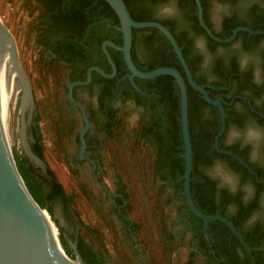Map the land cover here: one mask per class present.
Masks as SVG:
<instances>
[{
    "label": "flooded vegetation",
    "instance_id": "af4514ba",
    "mask_svg": "<svg viewBox=\"0 0 264 264\" xmlns=\"http://www.w3.org/2000/svg\"><path fill=\"white\" fill-rule=\"evenodd\" d=\"M21 2L30 14L28 32L36 42L33 50L41 78L53 79L67 134L76 148L75 163L81 168L88 165L96 179L95 171L104 168V152L115 123L120 114L130 110L139 135L146 134L140 136L142 144H149L153 151L152 168H162L166 175L184 166L185 172L179 84L170 74L153 78L132 75L121 49L122 23L112 5L107 0ZM125 3L135 21L157 22L168 28L193 80L222 105L224 114L218 104L190 84L164 32L155 26L132 27L131 59L139 70L173 67L184 77L195 205L213 210H201L206 215L232 222L250 248L226 222H205L188 210L184 172L157 177L173 206L168 240L177 247L186 245V264H264V0ZM198 40L204 42L203 48H197ZM168 76L179 91L178 99L165 90ZM176 119L180 120L184 151L173 146L170 137ZM108 194L141 253L134 223L124 213L126 194L121 190Z\"/></svg>",
    "mask_w": 264,
    "mask_h": 264
},
{
    "label": "rangeland",
    "instance_id": "374dc122",
    "mask_svg": "<svg viewBox=\"0 0 264 264\" xmlns=\"http://www.w3.org/2000/svg\"><path fill=\"white\" fill-rule=\"evenodd\" d=\"M27 10L21 0H0V16L16 34L20 62L35 92V122L42 134L45 159L68 196L78 237H84L94 250L105 254L103 264H186L189 249L186 245L177 247L175 242L168 240L173 228V206L167 201L168 192L161 189L162 183L154 177L153 151L149 144H142L139 127L131 118L130 110L119 116L121 125L115 126L113 136L108 139L104 168L95 171L96 179L88 165L81 168L75 163L76 148L67 134L53 79L41 78L38 57L33 50L36 42L28 32L30 14ZM15 109L16 104H12V140ZM20 109L19 105L16 146L14 141L12 143L17 163L18 158H26L20 143ZM48 112L51 113L49 117ZM120 190L127 196L124 213L134 223V235L141 253L132 242L128 223L122 221L117 205L109 197L108 193L114 195ZM71 258L76 261L75 257Z\"/></svg>",
    "mask_w": 264,
    "mask_h": 264
},
{
    "label": "water",
    "instance_id": "95a60500",
    "mask_svg": "<svg viewBox=\"0 0 264 264\" xmlns=\"http://www.w3.org/2000/svg\"><path fill=\"white\" fill-rule=\"evenodd\" d=\"M107 1L115 9L121 20L124 31V45L121 49L125 52V58L132 75L153 78L161 74H170L175 77L179 84L182 102L181 122L186 158L184 194L189 206L188 210L195 213L205 222L211 220L226 222L237 232L245 245L250 248L232 222L222 216L206 215L195 205L191 195L193 148L188 121L187 87L184 77L173 67H160L146 72L139 70L131 59L132 27L155 26L164 32L176 49L190 84L201 91L208 101L218 104L223 111L222 105L218 100L210 99L204 88L193 80L181 49L167 27L157 22L135 21L125 0ZM5 39L10 42L13 50H15L16 61ZM17 64L22 67L16 34L0 18V264H72L70 260H74L66 253L64 248L63 252L57 245V238L51 232L49 225L59 234L62 233L64 235L76 260L80 264H86L78 250V229L67 198L64 201L60 199L55 203H50L53 209L54 222L48 210L43 208L32 195L20 171L13 150L9 147L10 105L15 89L25 85V88L19 91L16 102L13 141L16 146V116L20 105V143L26 156L27 164L36 165L33 166L34 168L40 166L43 172H46L47 163L35 153L31 145L34 139L33 131L36 129L35 93L24 68L22 67L24 73H21ZM23 96H25L24 101L22 99Z\"/></svg>",
    "mask_w": 264,
    "mask_h": 264
},
{
    "label": "trees",
    "instance_id": "16d2710c",
    "mask_svg": "<svg viewBox=\"0 0 264 264\" xmlns=\"http://www.w3.org/2000/svg\"><path fill=\"white\" fill-rule=\"evenodd\" d=\"M168 79H165V86H166V91L169 92L171 96H174L175 99H178L180 97L179 91L177 90L176 86L171 82L172 77L168 76ZM178 103V102H177ZM179 105V103H178ZM179 107V106H178ZM179 113V111H178ZM121 121H117L115 123L118 127L121 125ZM171 131V139L173 140V146L176 148H182L183 141L181 139V124L180 120L176 119L172 122V127L170 129ZM146 134L141 133L140 136L144 137ZM35 138L36 142L33 145V150L37 155H39L45 162L47 163V170L46 173L43 174L40 170V168H34L31 164L28 165L26 163V158L23 157L22 159L18 158V164L20 171L26 181V184L28 185L32 195L35 197V199L38 201V203L45 209L48 210L50 215H53V209L50 206V203H55L56 201L62 199L63 201L66 200L68 197L65 194L64 188L62 183L59 181L55 171L50 167L48 164L47 160L45 159L44 155V149H43V138L42 134L40 132L39 127H36L35 130ZM178 139V140H177ZM166 145V144H163ZM162 145V148L164 146ZM182 151L184 149L182 148ZM165 162L166 160H162ZM195 168V167H194ZM162 169V168H161ZM160 168L154 169V177L155 179L160 175H162L163 178L166 177H171V176H177L179 173L184 172V166L182 168L177 169L176 171L170 170L169 173L162 174L163 169L161 170ZM196 170V169H195ZM181 186V185H180ZM183 186V185H182ZM196 187V182H192V189ZM161 189H164V185L161 186ZM71 201H72V197ZM197 200V199H196ZM199 204V203H198ZM201 210L209 213L212 212V209L204 208L202 206ZM54 222L55 219L52 216ZM59 240L61 242L62 247L65 249L66 253L74 258V255L72 254V251L68 247L67 241L62 233L59 234ZM78 250L80 254L82 255L84 261L86 264H103V257L102 254L99 251L94 250L88 242L85 240L84 237L79 236L78 240Z\"/></svg>",
    "mask_w": 264,
    "mask_h": 264
},
{
    "label": "bare ground",
    "instance_id": "6f19581e",
    "mask_svg": "<svg viewBox=\"0 0 264 264\" xmlns=\"http://www.w3.org/2000/svg\"><path fill=\"white\" fill-rule=\"evenodd\" d=\"M1 18V17H0ZM2 19V18H1ZM6 40V39H5ZM6 42H7V44H8V46H9V49H10V51H11V53H12V55H13V57H14V59H15V61H16V56H15V50H13V46L10 44V42L9 41H7L6 40ZM18 65V67H19V69H20V71H21V73H24V71H23V68L19 65V64H17ZM25 88V85H22V86H20V87H18V88H16L15 89V92H14V97H13V100H12V103H11V105L12 104H16V102H17V98H18V93H19V91L20 90H22V89H24ZM24 98H25V96H23L22 97V99H23V101H24ZM11 105H10V112H11ZM15 106V105H14ZM10 114H9V147L11 148V150H12V143H13V140H12V135H11V128H10ZM18 119V118H17ZM17 130V129H16ZM44 216V215H43ZM45 218V217H44ZM47 221V220H46ZM48 223V222H47ZM48 225H49V223H48ZM49 227H50V229H51V232L53 233V235H55V237L57 238V245L61 248V250L63 251V247H62V245H61V242H60V240H59V237H58V232L55 230V229H53L50 225H49ZM64 252V251H63ZM66 254V253H65ZM70 263H72V264H80L77 260L76 261H72V260H70Z\"/></svg>",
    "mask_w": 264,
    "mask_h": 264
},
{
    "label": "clouds",
    "instance_id": "9594fccd",
    "mask_svg": "<svg viewBox=\"0 0 264 264\" xmlns=\"http://www.w3.org/2000/svg\"><path fill=\"white\" fill-rule=\"evenodd\" d=\"M204 47V42L202 40L197 41V48H203Z\"/></svg>",
    "mask_w": 264,
    "mask_h": 264
}]
</instances>
